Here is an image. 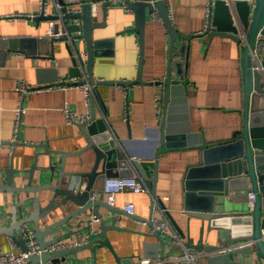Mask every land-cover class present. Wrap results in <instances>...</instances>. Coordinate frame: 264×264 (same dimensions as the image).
<instances>
[{
	"label": "crops",
	"instance_id": "obj_1",
	"mask_svg": "<svg viewBox=\"0 0 264 264\" xmlns=\"http://www.w3.org/2000/svg\"><path fill=\"white\" fill-rule=\"evenodd\" d=\"M46 1L45 4L44 0H0V183L5 179L4 171L12 165L20 172L30 169L38 153L41 155L37 158V165L49 167V157L43 155L46 150L44 145L54 151L66 152H78L86 147L80 129L74 123H68L63 111L66 107L77 115L86 116L89 106L85 93L79 88H57L60 82L85 80L82 66L88 74L86 41L69 39L73 56L78 61L77 67L74 66L73 57L69 55L64 41H58L55 49L40 55L45 47L39 40H53L47 33L51 20L45 17L58 13L55 0ZM167 2L174 27L180 35H194L205 31L209 0ZM73 4H76L73 6L74 10L81 8L80 0H75ZM94 6L97 8L95 14L92 12V19L102 23V27L94 29L93 39L103 41V44L97 50L98 54L91 69V75L96 81L92 84L95 92L93 107L97 118L105 120L112 140L121 147L128 159H136L148 168L150 179L154 175L152 167L156 162V152L161 148L157 130L164 110L163 90L155 84L123 88L98 83L103 80L136 79L140 44L137 33L130 30L135 27L133 11L127 12L119 5L112 4L105 12L101 2ZM41 14L45 17L35 21L34 18ZM147 20L143 78L146 82H161L166 78L170 64V37L157 13L148 15ZM55 23H59L62 29L66 25L63 20ZM68 23L75 24L77 21ZM81 33L82 31L67 35L75 37ZM180 46L181 41H178L172 61V72L174 80L186 90L192 132L199 134L206 144L227 143L237 139L244 125L242 58L245 44L222 37L213 40L202 37L190 44L188 59L182 68L177 69L175 64L181 59L178 53ZM24 83L43 89L20 94L18 89ZM46 86L54 88L47 90ZM17 136L20 137L21 144L15 147L3 145L16 140ZM131 155L133 156L130 158ZM94 157L93 151H87L78 157L68 158L65 171L90 172L95 165ZM57 160L60 161V157ZM158 161L157 189L156 194H152L164 204L168 218L172 215L183 231L185 238L180 233L179 235L184 242L190 237L191 242L197 244L201 222L193 219L188 227V217L182 214V211L185 203L184 183L187 167L199 162V148H173L160 155ZM56 181L53 180L57 183ZM18 186L24 184L18 181ZM230 195L238 199L237 203L245 198L242 191L232 192ZM29 197L32 195L21 194L15 196L14 201L18 203ZM98 198L107 200L103 195ZM129 203L135 205V217L124 212L126 204ZM152 205L153 197L149 194L124 192L117 195L114 208H117L118 212L110 214L105 208H100L107 223H110L112 217H116V224L121 228L107 232L114 251L121 258L132 260L133 264L142 258L153 260L157 254L153 246L146 249V244L152 245L157 241L149 236L152 232L145 223L151 218ZM71 207L73 210L78 209L73 205ZM66 213L64 210L59 212L58 216ZM156 216L163 220L160 212L157 211ZM79 221L71 222L72 229L79 227ZM93 225L94 230H97L99 222L95 221ZM68 231L67 227L63 228V232ZM77 239L79 238L72 236L66 237L64 241L74 243ZM174 243L173 249H176L177 256L170 259L181 258L184 251L177 242ZM204 244H220L218 231L210 232L205 229ZM11 251L20 253L19 247L13 244L12 239L0 236V253ZM98 254L96 264H116L110 251L99 249ZM207 256L208 254L204 253L197 259L196 264H207ZM92 257L89 251L73 256L83 258L85 261L82 264H93ZM170 259H166V262ZM232 259L240 264H261L258 263L255 253L247 259L242 255L232 256Z\"/></svg>",
	"mask_w": 264,
	"mask_h": 264
},
{
	"label": "water",
	"instance_id": "obj_2",
	"mask_svg": "<svg viewBox=\"0 0 264 264\" xmlns=\"http://www.w3.org/2000/svg\"><path fill=\"white\" fill-rule=\"evenodd\" d=\"M113 0H80L81 8L73 9L64 5L63 0H55L63 5L57 14L45 17L41 14L34 18H40L58 22H66L63 32L76 33L75 37L67 36L58 39L39 40L45 49L41 53H48L55 49L58 41L66 42L69 55L73 57L74 66L78 61L73 56L70 40L84 39L86 41V53L88 57V75L91 83L95 84L91 69L97 50L103 41L93 39L94 29L102 27V23L93 21L92 12L96 3H102L103 11L112 6ZM211 1V27L200 33L180 35L174 27L170 16V6L167 0H137L129 2V7L135 15V27L130 29L137 33L140 44V60L138 75L130 81H98L99 84L108 86L118 85L130 88L133 85L155 84L163 90V114L158 128V140L161 148L156 152V162L152 167L154 175L148 178L147 167L136 159L129 162L121 147L112 140L105 120L97 118L91 101L92 114L90 118L75 124L80 129L86 141V147L78 152L54 151L46 148L43 155L49 157V167H39L37 158L33 166L25 172L16 170L13 165L5 170V179L0 183V236H6L13 240L20 252L29 251L28 243L32 239L39 248L40 254L30 256L32 264H66L68 262L82 264L83 258H73L89 251L92 254L93 264L98 259L99 249H106L114 256L116 264H133L132 260L123 259L114 251L108 238V231L121 229L116 224V217H112L110 223L106 222L100 208H105L108 213H116L119 210L111 207L101 199H93V195L102 190L105 179L115 176L133 177L134 169L138 171L146 185L156 194L158 183V158L173 148L197 147L199 148V162L187 167L184 183L185 203L182 214L187 218L188 227L191 220L201 222L200 238L197 244L191 242L190 237L185 243V248L191 253L208 254L207 264H240L232 259V256H243L247 259L254 253L257 261L264 264V241L262 230L264 229V79L257 71L252 70V56L250 49L255 46L256 34L264 26V0H254L255 7L248 0H235L228 5L226 0ZM46 0L44 3L46 4ZM157 13L163 20L170 37V64L167 76L161 82H146L143 78V62L145 59V29L147 17ZM236 15V18L233 16ZM77 21L75 24L68 22ZM60 24L57 23L55 32L58 33ZM240 31H244L249 38V44L243 51L242 70L244 88L243 131L237 139L227 143L206 144L200 139L199 134L192 132L189 121V107L187 106V93L182 84H178L173 78L172 61L176 50V44L181 41L178 53L181 59L176 62L177 69L182 68L183 63L189 57L190 44L202 37L210 40L222 37L241 43ZM70 39V40H69ZM24 42V41H22ZM73 74V73H71ZM181 77V75H177ZM129 103V97L127 98ZM21 144L20 137L3 143L12 147ZM93 151L94 167L90 172H66V160L78 157L84 152ZM133 155L130 156V158ZM60 157V161H58ZM151 168V167H150ZM59 170V172H57ZM53 180H57L53 182ZM18 181L24 186H18ZM87 181V183L85 182ZM85 185L84 188L82 186ZM242 191L244 200L237 203L232 192ZM249 193L255 194V205L251 210L248 205ZM32 195L29 199L14 201L15 196ZM160 205L164 204L160 200ZM78 209L73 210L71 206ZM67 211L63 216L59 212ZM152 206L151 218L145 223L152 232L149 236L156 238V243L146 244V249L155 248L154 259L166 260L177 256L174 240L165 236L153 226L154 216ZM132 217H135L132 216ZM176 231L185 238L183 231L170 215ZM80 220L79 227L72 229L71 222ZM99 222L97 230L93 223ZM67 227L68 232H63ZM71 228V229H70ZM205 229L217 230L220 244H204ZM23 230L27 231L24 232ZM28 232L29 235L28 236ZM59 233V234H57ZM87 237V242L71 248L51 250L57 244L64 242L66 237ZM255 241L254 247H241L232 249L242 241ZM78 240V239H77ZM170 249V250H168ZM173 260L171 263H175ZM179 264H191L181 262Z\"/></svg>",
	"mask_w": 264,
	"mask_h": 264
},
{
	"label": "built area",
	"instance_id": "obj_3",
	"mask_svg": "<svg viewBox=\"0 0 264 264\" xmlns=\"http://www.w3.org/2000/svg\"><path fill=\"white\" fill-rule=\"evenodd\" d=\"M75 0H63L64 5L67 7L71 8L73 6ZM137 0H113L112 4L113 5H119L122 9L125 11H132L131 8L129 7V2H135ZM228 5H232L235 0H226ZM250 4H252L253 7H255V1L254 0H248ZM55 5L57 6L58 11H60L63 7L59 2H55ZM210 7H211V1L209 2V8L206 13V27L205 31L208 30L212 23H211V14H210ZM96 6L93 7V13L95 14ZM233 18H237L236 15L233 16ZM50 28L48 30V36L52 39H58L59 37L66 36L68 33L63 32V29L60 28L58 33L55 32V27L57 23L51 21L50 22ZM241 42L245 44V46H248L249 44V38L248 35L244 31H240L239 33ZM256 40H255V46L253 49H250L251 56H252V70L257 71L261 74L262 78L264 77V26L261 27L257 34H256ZM68 37V35H67ZM70 38V37H68ZM81 65V64H80ZM81 67V66H80ZM82 71L83 75L85 77V80L83 82L77 80H73L71 82H60L57 86L59 89H71V88H79L82 90L83 93H85L86 96V103L89 106V112L86 116H80L79 114L77 115L76 113L69 111L68 108H64L63 111L65 113V117L68 121V123H74L78 124L79 122H83L90 118L92 114L91 106L93 105V99L95 96V92H93L94 86L90 82V75L87 74L86 70L82 66ZM54 88L53 86H46L45 89L51 90ZM43 88H38V87H32L27 84H23L18 91L20 94H24L26 91L29 92H36V91H41ZM92 101V105H91ZM20 114L21 112L18 111ZM19 126V121L17 122L16 130ZM133 160V159H132ZM132 160L129 159V162L132 164ZM85 185L82 186L84 188ZM124 192H130V193H146L149 194L151 197H153V226L156 230H159L162 232L165 236L173 238L175 242H177L181 249L184 251V255L181 258L177 259H170L169 261L166 262V260H157V259H147V258H142L139 261H137L135 264H170L171 261L175 260L178 261L179 263L181 262H190L191 264H196L197 259H199L203 254H194L189 251V249L185 248V242L179 235V233L176 231L174 225L172 224L171 220L168 218L167 215V210L164 209L160 203L159 200L152 194L148 186L146 185L145 179L141 177V175L138 173L136 169H134V175L133 177H121V176H115L113 178H106L105 183L103 186V189L101 191L96 192L93 195V199H98V196L103 195L107 200L106 202L108 205L111 207H115L117 203V195L120 193ZM255 194L249 193V201L248 205L249 208L252 210L254 205H255ZM160 212L163 216V220H159V218L156 216V212ZM124 212L128 215L134 216L135 213V205L134 204H126L124 208ZM24 232H27L23 230ZM31 235V234H30ZM29 232H28V236ZM31 237V236H30ZM262 240L264 241V229L262 230ZM87 237H81L79 238L76 242L71 243V242H61L57 244L55 247H52L51 250H60L64 248H71L75 247L77 245H82V243H86ZM14 244V243H13ZM255 241L253 239L249 241H242L241 243L235 245L234 247H231L232 249L236 248H241V247H254ZM29 251L27 253H14V252H9V253H0V264H32L30 262V256L34 254H40L39 248L37 243L34 240H30L28 243Z\"/></svg>",
	"mask_w": 264,
	"mask_h": 264
}]
</instances>
